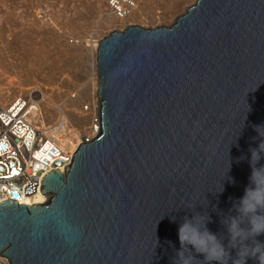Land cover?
<instances>
[{
  "label": "water",
  "instance_id": "1",
  "mask_svg": "<svg viewBox=\"0 0 264 264\" xmlns=\"http://www.w3.org/2000/svg\"><path fill=\"white\" fill-rule=\"evenodd\" d=\"M96 62L98 134L42 178L45 203L0 202V256L173 264L194 213L227 244L264 143V0H196L170 28L109 34Z\"/></svg>",
  "mask_w": 264,
  "mask_h": 264
},
{
  "label": "rangeland",
  "instance_id": "2",
  "mask_svg": "<svg viewBox=\"0 0 264 264\" xmlns=\"http://www.w3.org/2000/svg\"><path fill=\"white\" fill-rule=\"evenodd\" d=\"M106 1L0 0V79L24 90L33 88L38 81L56 104L67 85H73L70 95L77 100V90H86L89 80L98 79L93 65L96 58L85 54L83 42L98 47L109 34L129 26L146 30L170 28L196 2L134 0L136 11L121 23L107 15ZM18 97L43 104L39 94L31 99L22 93ZM80 103L84 112L82 107L88 103ZM48 107L52 109L50 104Z\"/></svg>",
  "mask_w": 264,
  "mask_h": 264
},
{
  "label": "built area",
  "instance_id": "3",
  "mask_svg": "<svg viewBox=\"0 0 264 264\" xmlns=\"http://www.w3.org/2000/svg\"><path fill=\"white\" fill-rule=\"evenodd\" d=\"M106 6L119 19L129 17L136 8L134 0H107ZM30 107L21 97L0 107V202L11 200L28 206L29 200L40 193L42 178L56 169L64 173L78 147L98 134L91 140L73 137L70 142L53 138L31 119ZM88 107L82 110L87 112ZM94 123L99 128V118ZM0 264L10 262L0 256Z\"/></svg>",
  "mask_w": 264,
  "mask_h": 264
},
{
  "label": "clouds",
  "instance_id": "4",
  "mask_svg": "<svg viewBox=\"0 0 264 264\" xmlns=\"http://www.w3.org/2000/svg\"><path fill=\"white\" fill-rule=\"evenodd\" d=\"M262 145L251 151L249 186L234 204L236 215L229 214L221 221L227 230V244L208 230L206 214L194 213L179 226L181 247L173 264H195L196 254L203 256L201 264H247L249 259L264 264V242L257 239L264 235V166H256L264 153ZM233 249L235 256L231 255Z\"/></svg>",
  "mask_w": 264,
  "mask_h": 264
},
{
  "label": "bare ground",
  "instance_id": "5",
  "mask_svg": "<svg viewBox=\"0 0 264 264\" xmlns=\"http://www.w3.org/2000/svg\"><path fill=\"white\" fill-rule=\"evenodd\" d=\"M136 9H134L132 13H134ZM107 11V15L110 18H115L118 22L122 23L123 19H126L116 18L111 11ZM82 46L83 51H85V54L88 55V57L92 58L94 55L96 58L98 48L96 44H90L89 41H85L82 43ZM93 65L94 68L97 69L96 60L95 62L93 61ZM96 77H98V73ZM67 86V90H65L61 100L56 104L50 100V95L47 93L46 88L38 83V81L35 82V86L33 88L24 90L20 87H10L2 79H0V107L5 106L10 101H14L16 99V95L20 93L25 94L30 99L33 95L39 94L41 101L43 102V104H41L42 106L35 105L29 100L30 105L33 106L30 107L31 119L37 120L36 122H38L39 126L41 128L43 127L44 130H47L51 137L60 138L64 142H70L73 137L77 138L78 136L88 137V139L91 140L99 131L97 124L94 123V120L99 118L98 112L100 101L99 94L97 92L99 77L97 80H89L88 88L86 90L83 91L81 88L77 90L81 96H79L77 100H72V95H70V91L73 90L74 86ZM80 100L88 103L89 107L87 112H82L80 110ZM48 104L52 106V109H49ZM47 198V196H43L39 193L33 199L29 200L28 205L43 204Z\"/></svg>",
  "mask_w": 264,
  "mask_h": 264
}]
</instances>
